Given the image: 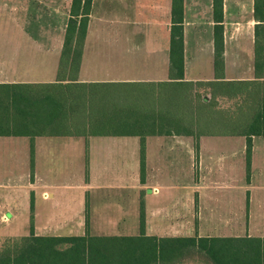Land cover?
<instances>
[{"label": "crops", "instance_id": "0c3cea01", "mask_svg": "<svg viewBox=\"0 0 264 264\" xmlns=\"http://www.w3.org/2000/svg\"><path fill=\"white\" fill-rule=\"evenodd\" d=\"M55 1L62 4L60 34L24 30L12 17L15 3L0 0V15L5 8L13 23L0 31L1 101L9 99L6 86L56 81L71 0ZM215 24L212 0H183L184 81L215 80ZM220 24L223 80H264L254 70L253 0H222ZM171 25V0H92L75 82L169 81ZM7 132L0 134L2 235H28L32 225L40 236H136L142 213L148 236L264 237V205L253 191L263 177L264 146L256 139L263 135L251 136L246 180L239 133Z\"/></svg>", "mask_w": 264, "mask_h": 264}, {"label": "trees", "instance_id": "16d2710c", "mask_svg": "<svg viewBox=\"0 0 264 264\" xmlns=\"http://www.w3.org/2000/svg\"><path fill=\"white\" fill-rule=\"evenodd\" d=\"M92 0H71L56 81L6 86L0 100V134L135 133L170 129L233 132L246 137V178L251 136H264V80H223L222 0H212L214 77L184 81L183 0H171L169 81L158 83L75 82ZM254 70L264 71V0H253ZM203 85V86H202ZM210 98L204 102L203 92ZM8 109L14 115H8ZM10 122V130L8 123ZM5 129L6 131H1ZM140 137V175L144 173ZM0 235V264H264V237ZM0 241V242H1Z\"/></svg>", "mask_w": 264, "mask_h": 264}, {"label": "rangeland", "instance_id": "374dc122", "mask_svg": "<svg viewBox=\"0 0 264 264\" xmlns=\"http://www.w3.org/2000/svg\"><path fill=\"white\" fill-rule=\"evenodd\" d=\"M10 1L15 3L16 8V14H14L13 11L12 17L15 16L17 18V22L21 23V26L24 30L35 34L61 33V25L59 21L61 19L60 14L62 12V4L60 1L33 0L32 5H30L29 1L26 2L25 0ZM25 4H27V6H23ZM3 10L5 11V8ZM8 10L11 11L10 9ZM4 11L2 15H0V31H12V19H10L8 13L4 14ZM204 93L205 92H203V94ZM256 139L258 141H262V146H264V136H258ZM258 170L261 171L263 177H260L258 180H256L257 183L254 186L253 191L258 197L260 205H264V163ZM0 235L2 234L0 233ZM5 243L7 242L4 240L0 242V249Z\"/></svg>", "mask_w": 264, "mask_h": 264}]
</instances>
